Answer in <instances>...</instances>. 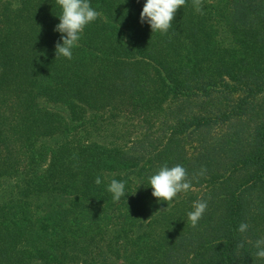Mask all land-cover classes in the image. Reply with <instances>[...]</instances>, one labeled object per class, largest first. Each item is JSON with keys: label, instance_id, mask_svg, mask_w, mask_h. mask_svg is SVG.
<instances>
[{"label": "trees", "instance_id": "trees-1", "mask_svg": "<svg viewBox=\"0 0 264 264\" xmlns=\"http://www.w3.org/2000/svg\"><path fill=\"white\" fill-rule=\"evenodd\" d=\"M90 3L68 60L57 0H0V264H264V0H187L167 34L144 0ZM164 164L193 185L169 207Z\"/></svg>", "mask_w": 264, "mask_h": 264}, {"label": "clouds", "instance_id": "clouds-1", "mask_svg": "<svg viewBox=\"0 0 264 264\" xmlns=\"http://www.w3.org/2000/svg\"><path fill=\"white\" fill-rule=\"evenodd\" d=\"M57 3L61 12L58 17L59 23L54 28V31L60 34L59 41L55 44V56L56 59L62 57L71 60L73 50L79 46L85 28L95 22L101 13L92 7L90 0H57ZM186 3L187 0H144L140 23L147 24L152 33L167 34L173 27L177 11ZM192 6L196 13L203 14L202 0H192ZM147 180L156 203L166 202L168 207L178 202L181 194H187L193 188L187 169L180 164L171 167L164 164ZM102 182V178L97 176L95 184L101 185ZM107 191L111 194L114 203H119L122 199L127 203L126 181L112 179L107 185ZM207 208V200L200 199L193 203L192 209L186 214L192 227L198 225ZM249 227L248 223L242 222L237 231L243 234ZM255 249V256L264 260V238L256 241Z\"/></svg>", "mask_w": 264, "mask_h": 264}, {"label": "rangeland", "instance_id": "rangeland-1", "mask_svg": "<svg viewBox=\"0 0 264 264\" xmlns=\"http://www.w3.org/2000/svg\"><path fill=\"white\" fill-rule=\"evenodd\" d=\"M52 110H56V111H62L63 109H61L60 107H52L51 108ZM64 112V111H63ZM124 121H126V123L128 124V125H131V123L129 122V121H127V120H124ZM132 124H134V123H132ZM131 137H133V136H131ZM195 192V191H194Z\"/></svg>", "mask_w": 264, "mask_h": 264}]
</instances>
